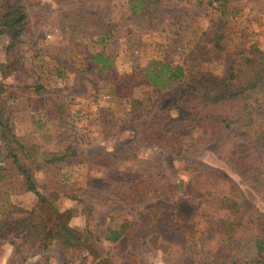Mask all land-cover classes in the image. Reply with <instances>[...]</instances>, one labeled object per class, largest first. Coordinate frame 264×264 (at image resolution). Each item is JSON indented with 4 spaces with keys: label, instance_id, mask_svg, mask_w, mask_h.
I'll list each match as a JSON object with an SVG mask.
<instances>
[{
    "label": "trees",
    "instance_id": "1",
    "mask_svg": "<svg viewBox=\"0 0 264 264\" xmlns=\"http://www.w3.org/2000/svg\"><path fill=\"white\" fill-rule=\"evenodd\" d=\"M161 1L125 0L124 3L135 24L154 26L161 18ZM198 1L219 16L217 22L205 29L193 44H186L180 54V60L153 54L145 67L128 72L117 68V56L110 41L115 24L113 27L111 20L102 16L104 8L87 12L85 15L79 11H71L70 16H65L69 40L66 46L57 50V56L66 58L77 68V62L83 55L85 61L94 66L93 70L101 75L103 84H108L112 100L121 106L125 119L147 116L160 89L171 87L180 80L185 82V87L177 99L140 124L133 143L138 147L120 148L109 153L85 152L73 143L58 150L42 149L36 136L26 137L17 133L13 107L3 103L2 98L0 240L30 230L33 231L35 243L41 248H47L57 240L66 247L84 245L89 246L91 253H98L92 242L96 236L91 228L71 226L69 218L73 209L62 212L51 201L59 191L68 193L69 188L78 183L77 179L73 178L71 169L83 164L90 170L93 166H105L108 169V175L114 177L115 184L112 190H108L107 197H114L112 201L134 204L154 197L159 198L158 202L147 207L140 220L125 218L120 223L109 222L105 233L108 242L118 245L122 242L130 243L136 249L139 244L133 241L146 229V241L150 246L174 256L186 246L180 240L166 237L157 229V224L176 219L193 221L200 212L210 211L216 214L215 220L211 219L212 223L219 227L221 234L228 241L236 239L239 232L253 231L256 255L251 259L237 256L219 259L211 254H203L198 264H264V216L255 219L247 217V212L243 210L239 186L234 185L229 177L197 162L186 164V169L192 172L187 183L184 178L174 181V173L168 170L143 166L138 167L131 175L120 167L125 161L138 158L137 148L142 142L161 148L176 157H183L194 154L200 146L216 139L224 136L234 139L238 136L233 150L235 159L228 160V164L243 182L264 198V50L256 41L247 40L245 34L237 35L234 30L232 22L240 15V6L233 5L230 0ZM30 26L29 16L22 3L0 6V35L6 34L9 39L7 61L2 64V71L6 74L19 71L17 61L23 53L25 35L29 33ZM78 35L81 36L79 39ZM88 41L96 44L93 50L86 44ZM87 46L89 50L86 49ZM69 50L72 53L70 56L67 55ZM228 51L233 56L228 73H216L206 65V59L210 55H226ZM33 67V87L38 94L45 88L40 82L43 74H36V66ZM81 67L85 69V64ZM55 69L59 76H63L66 71L61 66H56ZM137 88H145L147 93L142 97L135 96ZM50 97L47 106L43 103L48 100L41 102L45 113L38 119V127H43L52 120H58L59 127L67 125L70 104L60 94ZM180 101L187 102V108L174 114L173 110ZM107 123L109 120L105 121L106 129ZM41 171L46 172L48 180L50 176L48 184H44L47 187L46 192L41 191L36 178L37 173ZM15 176L21 180V186L34 192L41 209L35 206L31 209L24 208L10 200V186L7 183L4 185V181ZM213 176L225 180L229 189L221 190L218 183H207ZM7 185L8 188L5 187ZM89 185L88 181L87 186H82L84 192ZM89 187L94 191L92 186ZM121 190L124 192L120 193ZM183 191H186V194ZM69 197L81 202L83 210L87 213L91 211V204L78 199L77 194L72 193ZM183 199H188L195 205L194 213L188 218L175 206ZM40 210H48L51 219L48 216L45 218ZM194 231L195 227H187L184 233L188 235ZM105 262L109 261L100 258L96 264H106Z\"/></svg>",
    "mask_w": 264,
    "mask_h": 264
},
{
    "label": "rangeland",
    "instance_id": "2",
    "mask_svg": "<svg viewBox=\"0 0 264 264\" xmlns=\"http://www.w3.org/2000/svg\"><path fill=\"white\" fill-rule=\"evenodd\" d=\"M17 2L24 5L31 26L29 33L25 35L23 53L17 61L19 71L11 74L2 71V64L7 61L9 39L6 34L0 35V100L4 98L3 103L13 107V120L19 135L36 136L42 149L51 150H58L69 143L85 152L109 153L120 148L138 147L133 143L140 124L177 99L185 87V82L180 80L171 87L160 89L155 104L147 116L143 115L140 119H137L138 116L125 119L121 106L112 100L108 84H103L101 75L93 70L94 66L87 63L83 55L77 62V68L66 58L57 56V50L68 44L69 30L65 16H70L71 11H79L85 15L87 12L105 9L102 16L111 20L113 27L115 24L110 41L111 48L117 56V68L127 72L145 67L153 54L180 60V54L186 44H193L202 36L205 29L217 22L219 16L198 0H162L159 4L161 18L154 26L135 24L124 3L125 0H0V6ZM230 2L242 8L240 15L231 21L237 35L245 34L247 40L256 41L264 50V0ZM80 37L78 35L77 39ZM86 44L90 50L96 46L91 41ZM88 46L86 49L89 50ZM71 54L69 50L67 55ZM232 59L230 51L226 55L218 53L210 55L206 59V65L223 75L228 73ZM83 64L85 69L81 67ZM33 65L36 66V74L40 72L43 74L40 82L45 85L38 94L33 87L34 76L31 73ZM56 66L66 69L63 76L57 75ZM262 69L264 71V64ZM146 93L147 89L137 88L134 95L142 97ZM58 94L66 98L70 104L67 125L59 127L58 120H52L43 127H38L37 121L45 113L42 106L49 104L50 95ZM45 99L48 102L45 103ZM41 102H44L43 105ZM186 106L187 102L180 101L173 113L185 111ZM106 120H109L107 129ZM237 139L238 136L234 139L224 136L200 146L194 154L183 157H176L161 148L142 142L137 148L138 158L127 160L120 167L131 175L138 167L143 166L168 170L174 173V181L184 178L186 183L192 176V172L186 169L188 162H197L216 169L229 177L234 185L239 186L243 210L247 212L248 218L255 219L264 216V198L243 182L228 164V160L235 159L233 150ZM71 172L78 183L71 186L68 193L59 191L51 201L62 212L73 209V214L69 218L71 226L91 228L96 236L92 242L99 252L91 253L89 246L84 245L66 247L57 240L50 243L47 248H41L35 243L33 231L24 230L0 240V264H96L100 258L108 260V264H198L203 254H211L219 259H230L234 256L242 259L255 258L253 231L239 232L236 239L228 241L221 234L219 227L212 223L211 219L215 220L216 214L210 211L200 212L193 221L176 219L157 224V229L166 237L180 240L186 246L174 256L150 246L146 241L148 235L146 229L133 241L139 244L136 249L130 243L122 242L121 245L110 243L105 239L109 222L120 223L125 218L140 220L147 207L158 202L159 198L154 197L134 204L112 201L114 197L109 199L107 196L108 190L115 186L114 177L108 175L105 166H93L90 170L88 166L79 164L73 167ZM36 178L41 191L46 192L47 187L44 184H48L50 176L48 180L46 172L41 171L37 173ZM88 181L94 191L88 186L84 192L82 186H87ZM208 181L207 183L211 185L218 183L221 190L228 187L225 180L215 176ZM19 182L21 180L17 176L4 181V185L7 183L10 186V200L24 208L31 209L34 206L40 208L34 192L26 190ZM8 185L5 187L8 188ZM122 191L124 192L121 190L120 193ZM72 193L77 194L78 199L91 204L89 213L83 210L81 202L69 197ZM184 193L186 194V191ZM175 206L187 218L195 210L194 202L188 199L181 200ZM42 211L45 218L51 219L48 210ZM187 227H195V231L186 235L184 231Z\"/></svg>",
    "mask_w": 264,
    "mask_h": 264
}]
</instances>
